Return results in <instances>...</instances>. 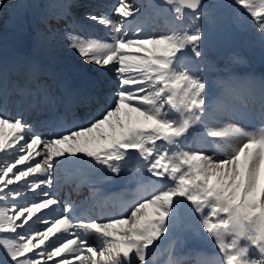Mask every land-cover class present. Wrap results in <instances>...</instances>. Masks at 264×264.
<instances>
[{
  "label": "snow or ice",
  "instance_id": "1",
  "mask_svg": "<svg viewBox=\"0 0 264 264\" xmlns=\"http://www.w3.org/2000/svg\"><path fill=\"white\" fill-rule=\"evenodd\" d=\"M76 7L47 5L26 49L0 34V264H185L188 240L195 264H264V75L213 56L243 30L264 62V0ZM59 48L74 62L55 70ZM118 178L135 187L109 215L97 186Z\"/></svg>",
  "mask_w": 264,
  "mask_h": 264
},
{
  "label": "rangeland",
  "instance_id": "2",
  "mask_svg": "<svg viewBox=\"0 0 264 264\" xmlns=\"http://www.w3.org/2000/svg\"><path fill=\"white\" fill-rule=\"evenodd\" d=\"M102 2H106L108 4H116L117 0H101ZM12 4H20L24 3L26 5L30 4L32 7H26L24 9H19V18L23 15V13L27 15V20H29V28L33 32L31 41L29 46L31 45L33 39L37 35V32L40 28H42V25L40 23V17L43 13L47 11V5L53 4V3H58L60 0H10ZM85 5L90 6L92 8V5H88L87 0H77V7L73 9L74 12H76L77 15H79L82 12L87 11L88 8H85ZM103 5V4H102ZM45 8V12L42 11V9ZM102 12V11H99ZM104 12H109V11H104ZM8 13V15H7ZM16 15V13H9L5 12L3 14H0V34H2L9 42L13 41V31L15 29V24L19 22V19H14L13 17ZM53 24H55V21H53ZM100 25H91L88 26V33L94 36H103L104 32L106 31L103 26ZM229 42L226 47H222L219 51L214 52L213 56L217 59L218 64L220 67H223L224 64L227 62V57L233 52L237 51L239 52L242 56L246 57V64L242 63L238 66H236V70L238 73H253L254 71H259L261 73L264 72V62L260 60L259 57V52L258 50L253 51L250 50L248 47V43L250 40L249 35H246L243 30L241 31H234V30H229ZM223 50V51H222ZM225 51V52H224ZM224 52L225 57L223 56L222 53ZM51 63L52 66L55 70H62L68 65L72 64L74 62V56L73 54L67 50L66 48H59L54 55L51 56ZM58 63V64H57ZM248 65L254 66L251 68ZM85 69L89 66L84 65L83 66ZM258 76L262 74H256ZM264 75V74H263ZM107 183L104 184V186H107ZM102 185V184H101ZM29 200L31 199V194H28L27 197ZM24 202V201H22ZM192 245H197L196 247H193ZM198 246H205L200 242L188 240L185 242V244L182 246V252L183 254H195L196 252H202L206 251L204 248L206 247H201L198 249ZM167 243L161 246V249L166 248ZM196 248V249H195ZM158 260H166L167 256L161 253H158L157 255Z\"/></svg>",
  "mask_w": 264,
  "mask_h": 264
},
{
  "label": "bare ground",
  "instance_id": "3",
  "mask_svg": "<svg viewBox=\"0 0 264 264\" xmlns=\"http://www.w3.org/2000/svg\"><path fill=\"white\" fill-rule=\"evenodd\" d=\"M43 12H45V8L42 9ZM8 15V13H7ZM15 29L12 30L13 32V41H10V43H13L21 48H28L33 32L31 31V29L29 28V20H27V15L26 13L19 18V22L17 24H15ZM58 64V63H57ZM37 131L38 128L36 129ZM109 183L110 186H113L114 190H113V195L118 198L122 195H126L128 193H130L135 185L132 184L129 180L127 179H115L112 182H107ZM106 184V183H104ZM74 202V200H73ZM78 205V204H77ZM91 208V207H89ZM95 211L91 210L90 214L96 217H100L97 216V214H94ZM189 264V261L188 263Z\"/></svg>",
  "mask_w": 264,
  "mask_h": 264
}]
</instances>
